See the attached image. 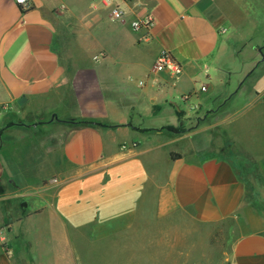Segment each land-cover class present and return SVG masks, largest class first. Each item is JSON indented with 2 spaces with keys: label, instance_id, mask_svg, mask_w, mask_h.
Instances as JSON below:
<instances>
[{
  "label": "crops",
  "instance_id": "crops-1",
  "mask_svg": "<svg viewBox=\"0 0 264 264\" xmlns=\"http://www.w3.org/2000/svg\"><path fill=\"white\" fill-rule=\"evenodd\" d=\"M31 3L0 0V264H205L231 219L264 264V0Z\"/></svg>",
  "mask_w": 264,
  "mask_h": 264
},
{
  "label": "rangeland",
  "instance_id": "rangeland-1",
  "mask_svg": "<svg viewBox=\"0 0 264 264\" xmlns=\"http://www.w3.org/2000/svg\"><path fill=\"white\" fill-rule=\"evenodd\" d=\"M251 72V71H250ZM249 72V73H250ZM256 75H259L262 73V70L255 71ZM240 84L237 85L239 87ZM259 88H264V74L263 77H261L260 84L258 86ZM258 88V89H259ZM193 99H191L190 103H192ZM247 100H242L241 103H246ZM19 110V108H18ZM27 113V118L25 122L32 120L33 117H36L34 113H28L29 108L24 109ZM185 110L188 111L189 108L185 107ZM22 111V108H21ZM40 114V113H39ZM43 113L41 114V116ZM46 115L44 114V118ZM27 204H29V208H32L33 205H38V201L36 199L28 198ZM238 224L237 220L231 219L224 221L222 223L216 224V225H209V226H199L193 223V228H196L201 231V238L202 240L207 241V248L202 247L205 251H198L194 252L193 248V262L198 261L200 259H206L207 261L205 264H229L228 259L232 247V242L235 239V235L237 234ZM206 248V249H205Z\"/></svg>",
  "mask_w": 264,
  "mask_h": 264
},
{
  "label": "built area",
  "instance_id": "built-area-1",
  "mask_svg": "<svg viewBox=\"0 0 264 264\" xmlns=\"http://www.w3.org/2000/svg\"><path fill=\"white\" fill-rule=\"evenodd\" d=\"M15 1L17 2V4L22 5L25 9H30L32 7L31 0H15ZM112 16L116 20H121L124 18V11L119 7H115L113 9ZM154 22H155L154 18L150 17L144 22L134 23L133 26L135 31H140L141 29L145 28L147 31H146V36L144 38L145 40H148L151 38V28L153 27ZM155 71L157 73L167 72L174 77H178L182 74L183 68L170 52L165 51L161 53V55L157 59L155 64ZM205 89H206L205 87H202V90ZM3 109L4 107L0 105V113L3 111Z\"/></svg>",
  "mask_w": 264,
  "mask_h": 264
},
{
  "label": "trees",
  "instance_id": "trees-1",
  "mask_svg": "<svg viewBox=\"0 0 264 264\" xmlns=\"http://www.w3.org/2000/svg\"><path fill=\"white\" fill-rule=\"evenodd\" d=\"M80 126H94V125H101V124H97V123H93V122H87V121H80L79 122ZM169 130L173 131V132H182L183 129L182 128H175V127H168Z\"/></svg>",
  "mask_w": 264,
  "mask_h": 264
},
{
  "label": "water",
  "instance_id": "water-1",
  "mask_svg": "<svg viewBox=\"0 0 264 264\" xmlns=\"http://www.w3.org/2000/svg\"><path fill=\"white\" fill-rule=\"evenodd\" d=\"M262 57L264 59V55ZM24 102H25V98H21V99H19L18 104L22 105Z\"/></svg>",
  "mask_w": 264,
  "mask_h": 264
}]
</instances>
